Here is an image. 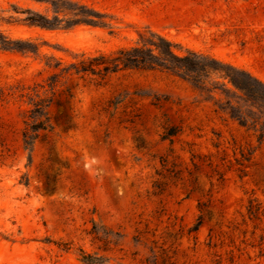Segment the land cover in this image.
Returning <instances> with one entry per match:
<instances>
[{"label": "rangeland", "instance_id": "obj_1", "mask_svg": "<svg viewBox=\"0 0 264 264\" xmlns=\"http://www.w3.org/2000/svg\"><path fill=\"white\" fill-rule=\"evenodd\" d=\"M53 1L105 24L0 0V34L39 45L0 49V264H264V140L219 110V92L125 68L69 70L43 94L61 67L132 46L145 29L264 82V0ZM27 9L53 26L22 21ZM33 89L64 101L69 124L51 120L29 153L20 131Z\"/></svg>", "mask_w": 264, "mask_h": 264}, {"label": "trees", "instance_id": "obj_2", "mask_svg": "<svg viewBox=\"0 0 264 264\" xmlns=\"http://www.w3.org/2000/svg\"><path fill=\"white\" fill-rule=\"evenodd\" d=\"M49 2L55 12H64L74 17L75 23L104 25L105 21L98 12L78 5L74 9L65 7L53 0H38ZM22 21L43 28H51L49 18L41 13L25 10ZM0 49L14 50L22 53H37L39 45L29 39H11L0 34ZM51 58L46 61V66L58 69L60 61L52 63ZM160 69L184 77L200 90L210 94L219 92L222 97L218 99V108L236 120L240 126L253 131L259 141L264 140V82L248 72L236 70L217 60L191 49H183L157 32L145 29L138 34L134 45L123 47L110 55L99 53L97 55L82 57L78 62L71 63L67 68L61 67L58 73H53L47 78V89L43 94L55 93L58 77L72 70L77 74H93L104 77L108 73L119 69ZM220 79L221 81L219 82ZM42 95L38 89L28 97L30 108L23 116V128L20 139L25 150L30 153L34 142L42 137L45 131L53 129V120L57 125L67 127L69 115L64 107V101ZM51 103L56 107L55 114L50 117L45 110ZM61 107V110H58ZM168 130L165 137L173 135ZM3 133L0 130V146L4 144ZM28 180H25V184ZM45 184L48 185L46 179ZM201 222L200 217L198 224ZM87 258H91L87 255Z\"/></svg>", "mask_w": 264, "mask_h": 264}]
</instances>
